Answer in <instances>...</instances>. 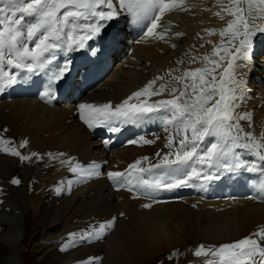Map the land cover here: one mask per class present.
Listing matches in <instances>:
<instances>
[{
  "label": "bare ground",
  "instance_id": "6f19581e",
  "mask_svg": "<svg viewBox=\"0 0 264 264\" xmlns=\"http://www.w3.org/2000/svg\"><path fill=\"white\" fill-rule=\"evenodd\" d=\"M222 2L227 4V0ZM133 3L135 7H121L119 0H113L118 16L113 23L101 30L99 36L81 49L79 58L77 53L67 54L68 70L61 79L51 84V96L44 94L50 90L53 74L66 65L63 54L58 57L50 55L48 59L52 62L43 68L37 67L32 73L15 69V84L9 85L6 76L4 77L8 101L0 100V136L13 139L12 144L18 147L22 141H27L21 153L31 156L26 161L25 180L22 185L17 186L11 181L20 177V160L6 152L0 154V179L6 187L3 202H0V221L3 223L0 222V232L5 231L3 241L9 245V264H25L20 257L25 262L29 256L32 260L38 259L41 248L48 250L45 264H151V259L154 261L152 264H155L156 259L162 258L167 250H187L200 235L209 241L227 243L264 229V204L254 200L256 196L251 200L248 192L255 186L260 188L254 177L251 187L250 177L254 171L225 170L223 173V169L217 171L212 168L209 173L226 177V183L221 185L225 189L224 196H216L210 192L208 180L204 182L205 193L192 182V190L175 188L176 194H171L170 190L161 187L150 189L149 193L143 195L135 190L134 183H139L135 173L113 181L115 188L108 185V172L127 173L128 166L140 160V155L147 149L145 140L158 145L154 141L155 136L141 138V134H138L143 125L152 126V116L114 125L131 131L122 129V133L133 134L127 144H119L118 149L111 148L106 152L98 142L92 141L94 135L89 132L95 131V128L87 129L86 124L80 121L79 106L111 103L115 108L153 80H156L154 89L161 84H165L168 90L182 88L184 85L177 84L173 77L182 75L184 71L201 68L203 57H210L213 44H218L221 40L219 30L226 27V21L231 19L226 13H223L224 20L213 15L220 11L218 0H184L182 7L187 10L167 12L159 22L161 26L155 30L156 33L168 29L161 40L157 35H148V29L158 14L157 0H133ZM205 29H216L217 32L209 35ZM176 33L183 35L177 36ZM105 39L106 44L103 43ZM234 43L238 44L239 41ZM117 57L119 60L113 65ZM192 57H196V62H190ZM177 61L183 63L178 64ZM236 63L241 65L236 69V78L240 80L242 88L247 83L251 88H258L257 93L261 95L256 103L250 104L255 110L250 116L252 121L248 120V124L253 127L251 134L255 137L257 135V141L264 145V137H261L264 136V33L253 37L252 55L247 66L241 60ZM169 72L171 75H168ZM157 77L163 79H156ZM34 84L38 86H33ZM0 89H3L2 86ZM171 98L168 91H165L162 95L140 99H147L152 103ZM135 102L137 101H130ZM235 103L236 110L244 113L247 106L241 105L239 101ZM235 115L241 116L239 113ZM158 116L160 119L165 117L164 113ZM158 116L154 115V122ZM8 118L11 124L3 123ZM236 124L240 126V121L237 120ZM103 127L104 132L107 127ZM147 130L149 132L150 129ZM97 132L101 133L100 130ZM111 132L106 133L113 137ZM106 144L105 141V146ZM205 146L207 141L203 148ZM251 149L254 159L245 164L253 167L262 162L255 153L264 151V148L256 149L253 146ZM32 153L37 155L32 156ZM246 157L249 158L248 155ZM90 159L95 161L88 163ZM162 160L163 157L157 158V165L162 164ZM229 160H232L231 156ZM150 164L143 168L149 169ZM77 165L85 169L94 168L97 173L102 170L104 174L88 177L79 168L74 174L70 169ZM163 167L151 168L150 172L143 174V178L148 179L150 175L164 178L165 175H158ZM245 173L248 176L245 191L233 194L230 182ZM129 180H132L131 184L128 183ZM151 181L155 179L152 178ZM170 195L175 198L171 199ZM227 198V202L220 200ZM144 204H151L152 207L144 208ZM23 220L26 225L34 224L35 231L34 236L25 241L23 228L26 225L23 227ZM60 222L65 224L61 234L65 240L63 246L56 242L59 235L48 232ZM108 222L113 227L106 236L102 234L100 239L88 241L80 239L82 232L89 229L96 231L97 225ZM73 233L76 235L70 239V234ZM41 234L46 247L37 243ZM252 238L259 239L255 236ZM23 245L27 247L25 253L22 251ZM62 248L66 250L62 251ZM148 254L152 258H147ZM44 260L39 264H43Z\"/></svg>",
  "mask_w": 264,
  "mask_h": 264
},
{
  "label": "snow or ice",
  "instance_id": "6c2138e0",
  "mask_svg": "<svg viewBox=\"0 0 264 264\" xmlns=\"http://www.w3.org/2000/svg\"><path fill=\"white\" fill-rule=\"evenodd\" d=\"M119 4L121 7L126 5L135 7L133 0H119ZM183 4L184 0H157L158 14L148 29V35H157L159 39H164L168 29L156 33L155 30L161 26L159 22L167 12L177 9L187 10L182 7ZM218 4L220 11L213 15L224 20L223 13H226L231 19L226 21V27L219 30L220 42L213 44V55L219 56L220 52H224L225 56L219 60H211L207 55L203 57L204 61L213 65L211 68L204 66L184 71L182 75L173 77L177 84L184 85L182 88L168 90L165 84H161L159 88L154 89L156 80L150 81L144 88L134 92L115 108L111 103L99 106L94 104L79 106L80 118L89 128L105 126L109 131L118 132L120 128L114 126L116 124L135 122L166 111L169 112L166 123L176 125V135L184 133L179 142V151L174 153L175 159H169L166 155L162 160L164 166L173 170L170 175L176 178L167 183H163V177L155 181L144 179L145 172H150L151 168H158L161 165H152L149 169H145L140 167L142 161L137 160L128 166L127 173L108 172L107 176L110 180L116 182L120 178H127L135 173L137 174L135 178L146 188L160 189L163 187L172 190L181 186L187 187L190 180L201 178V172L192 167L193 162L207 165L209 168H216L217 171L221 169L228 172H236L241 169L249 172L257 170L245 164L236 153L237 149L250 150L253 146L256 149L264 148V145L259 143L251 133L243 132V129L236 124L237 120L251 119L248 115L234 114L235 102L241 98L237 95V90L243 92L240 80L236 78V69L241 65L236 61L241 60L245 62L244 66H247V61L251 59L252 55L253 37L258 33H264V0H227V4L218 0ZM102 6H106L109 10L98 11L97 9ZM0 12H3V9H0ZM17 12L21 14L19 17L16 15ZM25 15H31L35 20L26 28L23 26ZM117 16L118 12L113 7V0H30L29 3L15 9L11 14L0 16V64L6 62L9 66L32 73L37 67L43 68L52 62L46 54L60 48V44L55 41H59L64 35H67V39L72 42L67 45L69 50H74L73 44L83 48L85 40L99 36L101 30L107 27V24L102 22L111 21ZM90 17L98 18V20L83 26V30L86 31L85 35L74 36L73 33L77 30L76 21H88ZM69 27L71 30L65 32V29ZM205 32L214 35L217 30L205 29ZM176 35L182 36L183 33H176ZM235 41H239V43L236 44ZM208 43L212 42L208 41ZM30 44L32 47L29 46ZM25 61H31V63H25ZM190 62H196V57H192ZM177 63L180 64L183 61H177ZM67 70V65H65L64 68L53 74L49 85L50 90L45 92V96H51V84L61 79ZM168 75H171V72ZM5 76L9 85L17 82L15 76H9L0 69V77ZM188 78H191L190 84L185 83ZM156 79H163V77ZM165 91H168L171 99H161L153 103H149L147 99H140L141 97L150 98L162 95ZM216 96H219V99L208 106ZM134 100L137 102L130 103ZM189 131H191L190 140L187 135ZM206 137H213L220 140L221 143H212L201 152L198 143ZM173 141L174 137L170 136L166 146L171 148ZM10 143L11 141L0 138V144ZM144 143L151 144L153 141L145 140ZM26 145L27 141H22L19 147L23 148ZM0 151L19 157L21 162L31 159V156L22 155L15 148L4 147L0 148ZM36 155V153H32V156ZM157 155L159 156V153ZM255 155L259 160L264 161V151H257ZM230 156L231 161L229 160ZM62 163H70V161H62ZM261 167L264 168V166ZM78 168L82 174L88 177L98 175L94 168L85 169L80 168L79 165L72 167L70 171L75 174ZM185 168H191V171L177 175ZM219 178V175L211 173L203 175V179L208 181ZM11 183L18 185L20 181L13 179ZM128 183L131 184L132 180H129ZM143 207L151 208L152 205L144 204ZM112 227L111 222L101 223L96 226V231L89 229L82 232L80 239L82 241L100 239L102 234L106 236ZM75 235V233L70 234L69 238L72 239ZM253 236L259 239H253ZM61 250L64 251L66 248ZM194 255L197 257L209 255L218 257L219 264H264V229L215 249L213 246H209L206 250L205 246L201 245ZM205 264H213V261L206 260Z\"/></svg>",
  "mask_w": 264,
  "mask_h": 264
},
{
  "label": "rangeland",
  "instance_id": "374dc122",
  "mask_svg": "<svg viewBox=\"0 0 264 264\" xmlns=\"http://www.w3.org/2000/svg\"><path fill=\"white\" fill-rule=\"evenodd\" d=\"M29 2H30V0H10V2H9V0H0V9H3V12H0V16H7V15L11 14L15 9H18L20 7H23L24 5H26ZM97 10L98 11H108L109 9L106 6H102V7H100ZM16 15H17V17H19L21 14L19 12H17ZM23 20H24V24L23 25H25V28L28 25H30V24H32V23L35 22L33 16H31V15H25L23 17ZM96 20H98V18L90 17L88 21H85V20H78V21H76L77 30L73 33V35L74 36L75 35H77V36L78 35L79 36L80 35H85L86 34V31L83 30V26L85 24H87V23H91V22H94ZM113 22H114V19L111 20V21L102 22V23L110 24V23H113ZM70 30H71V27L65 29V32H68ZM91 40L92 39L87 40V42L84 43V47ZM55 42L58 43V44H60V48L58 50H56V51L54 50V51H52L50 53H47V55H48L47 58L50 55H52V54H54L55 57H58L61 54H63L64 55L63 60H64V62H65L66 65H68L66 63L68 61L67 60L68 59L67 56L70 53H72V52L77 53V56H78L79 55V52L82 49V48L76 46L75 44H73V49L74 50H71L70 51L68 49L67 45L69 43H72V42L67 39V35H64L61 40L55 41ZM103 43L106 44V39H105V41H103ZM29 46L32 47L31 44ZM60 49H62V50H60ZM80 56L81 55H79L78 58ZM224 56H225V53L224 52H220V55L219 56H214L213 53H211V55H210L209 58L211 60H219L221 57H224ZM103 57L104 56H102V58ZM118 60H119L118 57L115 58V61H113V65ZM85 61H88V60H85ZM68 63H70V62H68ZM204 66H207V67L211 68L213 65L210 64V63H208V62H206V61H203L202 67H204ZM0 69H2L4 72H6L9 76H15L16 77L17 72L15 71V69L12 66L7 65L6 62L3 63V64H0ZM71 74H73V73H71ZM208 79H210V77H208ZM191 82H192L191 81V78L186 79V83L187 84H190ZM197 82H198V77H197ZM0 86H2V88H3L2 90L0 89V100L2 99L3 102H6V101H8V98H6L7 97L6 94L8 92V89H7L6 85L4 84V77H0ZM257 92H258V88H251L249 84L245 83L244 86H243V92L242 93L240 91L237 92L238 96L241 97L237 101H239V103L241 105L247 106V108L245 109V112L244 113H242L240 110H236L235 109V113L234 114H238L239 113V114H241V116H244V115L252 116L254 114V110L255 109H254L253 105H250V104L256 103L258 101V97L261 96ZM216 99H219V96H216L212 101H210V103H209L208 106H211V104H214ZM4 100H6V101H4ZM2 101H0V102H2ZM152 103H153V101H152ZM258 109H261V107H259ZM160 113H164V116H165V117H163V119L161 118L162 120L158 116ZM160 113H157L156 114V116H158V119H156L155 122H154V119H155L154 118V115L152 116V122H153L152 123V126H155L157 128H155L152 131L154 135L150 136V137L155 136L154 141L157 142L158 145L157 144H154V143L153 144L152 143L151 144H146L147 145L146 151L144 152V154L142 153V156L140 155V160L142 161V164H141L142 167L145 166V165L147 167H149L148 165L150 163H151L150 166H152V165H154V162L157 165L158 162H156V159L157 158L164 157L166 155L169 157V159H175L174 153L177 152V151H179V148H180V143L179 142L183 138L184 133L181 132L180 135H176V132H177L176 125L175 124H167L166 123V121H167L166 118H168L169 112L162 111ZM239 121H240V126L239 127L244 130L243 132H245V133H251L252 132L253 127L250 126V124H248L249 121L250 122L252 121V119L249 120V121L248 120H239ZM3 123L11 124L9 118H8V120L6 122H3ZM0 124H2V123H0ZM246 125H247V127H246ZM140 134L142 135V133H140ZM187 135H188L189 140H190L191 139V131H189L187 133ZM170 136L174 137V141H173V144H172L171 148H169V147L166 146L168 144V138ZM256 137H257V135H256ZM256 137H255V139H256ZM261 137L263 138L264 136H261ZM0 138H2L4 140L11 141V143L10 144H7V145L0 144V148H4V147H7V148H15L20 153L23 151L24 147L23 148H20V147L16 146L15 144L14 145L12 144L13 143V139L10 140V139H8L6 137H2V136H0ZM259 139H261V138H259ZM92 141H94V137H93ZM206 141H207V146H205L203 148L204 142H206ZM219 141L220 140L214 139L213 137H206L202 142H199L198 143V144H201V145H198V148H199V150L201 152H203V149L204 150L207 149L209 147V145L212 144V143L220 144V143H218ZM242 142H244V141H242ZM10 145H12V146H10ZM2 153H5V152L0 151V154H2ZM157 153H159V156L157 155ZM236 153L241 157V159L245 163H247V161H249V160H253L254 159V155H251V153L253 154L252 149H250V150L237 149L236 150ZM249 154L251 156H249ZM246 155H248V157H249L248 159H247ZM13 157L16 158V159H18V160H20L19 157H16V156H13ZM144 158H147V159L145 160ZM42 160H43V158L40 159L41 162H42ZM160 165L161 166H164L163 164H160ZM251 165H253V164L251 163ZM201 166H203V167H201ZM254 166L256 167L257 170L254 171L253 174H252V176L250 177L251 187H252V184H253L252 178L254 177L255 178V181H258L260 188H257L255 186V187L250 188L248 192H250L251 200L256 196L255 197L256 199H254V200H256V201H258L260 203L262 202L261 204H264V191H263V189H264V176H263L264 175V170L261 167V166H264V161L260 162L258 165H254ZM165 167L166 166H164L163 169L158 172V175H165V177L163 178V183H167L171 179L176 178V177L170 175L173 170L171 168H168V167L165 168ZM192 167H195L197 169V171H200L201 172V174L203 172V174L201 175L202 177H203L204 173L207 174V173H209V171H212L211 170L212 168L207 167V165H201L199 163H194L193 162L192 163ZM259 168H260L261 171H259ZM213 169H215V168H213ZM190 171H191V168H185V169H182L181 172L179 174H177V175H183L185 172H190ZM257 171H259V172H257ZM26 172H27V165H26V161H24V162H21V168L19 170V176L20 177L18 178V180L20 181V183L18 185L16 184L17 186L23 184V182L25 180V174H26ZM222 172L224 173L225 170H222ZM202 177L200 179H192V180H190L189 181V186H190V184L192 182H194L197 185V188H199L201 192L203 191V193H205L204 190L206 189V187H205L204 182L206 180H204ZM219 177L220 178L217 179V180L213 179V180L210 181V187L208 188V190L210 192H212L216 196H218V195H223L224 196L226 194V193H223V191L225 189L221 185H224L226 183V177L225 176L224 177L219 176ZM151 178L152 177H149L148 178L149 181H151ZM156 179H158V178H155V180ZM247 180H248V176H247L246 173L243 174V175H240V177L238 179L236 177L233 178L232 181H231L232 183L230 182V186H232L233 189H234V191L232 193L233 194H241V192H244L245 189H246ZM34 181L39 182L37 179H34ZM32 182H33V180H32ZM137 185H138L137 186L138 192L142 193L143 195H146L147 193H149V190H150L149 188L144 187L142 184H140V182ZM30 186H32V185L30 184ZM189 186H187L188 188L181 186V187L176 188L175 190H177V189H179V190L184 189V190H187V191H188V189L189 190H192V187L191 186L189 187ZM237 187H238V190H237ZM4 190H6V187L2 184V180L0 179V198H1V201L0 202H3V198H4L5 193H6V191H4ZM142 190H143V192H142ZM170 192H171V194H176L177 191H174V189H172V190H170ZM182 193H183V191L180 192L179 194L181 195ZM170 196H171L170 197L171 199L172 198H175L173 195H170ZM236 196H240V195H236ZM228 199L229 198H227V199H220V200H222L223 202H227ZM1 210L2 209H0V212H1ZM0 222L2 223V221H0ZM1 223H0V225H1ZM22 224H23V227H25V225H26L25 220L22 221ZM28 226H30V229H29ZM33 227H34V224H30V225L27 224L26 227H25V229L23 228L24 241L27 238H32L34 236L35 231L33 230L34 229ZM64 228H65V224H63V223L60 222L58 224H55L54 227H52L48 231V232H50L51 235H57V236L59 235L58 236V241H56V242L60 246H63V244L65 242L64 238L61 237V234L63 233ZM4 235H5V231L0 232V264H9V252H10V251L8 252L9 245L6 242L3 241V236ZM198 237H197V240H195V241H193L191 243V245L188 247L187 250H184L183 251L182 249H179L178 251H174V252H171L172 249L169 250V251L167 250V252H165V255L163 254L164 256L162 258H157L156 259L155 264H205V261L206 260L213 261V264H219V258L218 257H213L211 255L197 257V256L194 255V252L201 245L205 246V249L207 250L209 246H213V248L215 249V248H218L219 246H221L223 244H226V242H224V241H209L208 238L207 239L206 238L203 239V237H201V235L198 236ZM39 238L40 239L37 242L38 245L39 246H42V247H46V242L44 240H42V234H41V237H39ZM231 242H232V240L230 242L228 241L227 243H231ZM26 250H27V247L25 245H23L22 246V251L25 253ZM32 250H34V247H32ZM47 254H48V250L45 249V248L44 249L41 248L40 251H39L38 259L32 260L33 258L29 256L30 258L27 257L26 262H25V259H23V257H20V258L22 259V261L25 264H39V262L41 260H44V259H47L48 258ZM173 254H175V255H173ZM170 256H171V259H169ZM147 258L150 259L152 257H150V255H149V256H147ZM152 263H154V261H152V259H151V264ZM43 264H45V260H44V263Z\"/></svg>",
  "mask_w": 264,
  "mask_h": 264
}]
</instances>
